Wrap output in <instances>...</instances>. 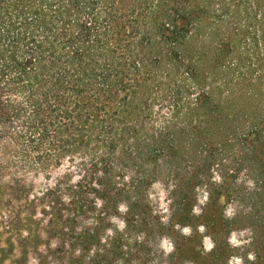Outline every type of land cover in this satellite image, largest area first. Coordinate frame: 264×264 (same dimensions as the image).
Instances as JSON below:
<instances>
[{"label": "trees", "instance_id": "16d2710c", "mask_svg": "<svg viewBox=\"0 0 264 264\" xmlns=\"http://www.w3.org/2000/svg\"><path fill=\"white\" fill-rule=\"evenodd\" d=\"M263 66L264 0H0V191L21 210L42 203L47 217L41 225L9 211L0 264L29 255L36 264H129L128 230L99 244L98 212L118 216L124 206L126 227L151 215L148 190L161 178L183 204L172 223L193 221L201 164L183 185L167 168L195 146L205 167L204 141L219 132L241 135L239 168L251 159L264 168V78L252 74ZM182 135L192 136L187 146ZM65 162L54 187L29 199L25 176ZM219 188L209 196L216 212L228 189ZM88 216L95 223L82 230ZM149 224L162 230L157 216ZM39 228L54 249L39 250ZM258 252L254 264H264V246Z\"/></svg>", "mask_w": 264, "mask_h": 264}, {"label": "rangeland", "instance_id": "374dc122", "mask_svg": "<svg viewBox=\"0 0 264 264\" xmlns=\"http://www.w3.org/2000/svg\"><path fill=\"white\" fill-rule=\"evenodd\" d=\"M253 63H256L255 60ZM253 69L256 70L252 72L253 77L263 74L264 78V66L261 72L256 68ZM260 83L264 87V79ZM182 126L184 125L178 127L182 128ZM227 132L224 135L219 132L218 136H223L219 141L218 136H211L204 141L212 147L206 148L208 157L206 156L205 167H201L204 164L205 155L198 146H195L190 154H187L185 150L179 152L175 156L173 166L169 165L167 168V175L168 173L175 175L178 183L184 184L186 182L184 178L196 172L195 167L201 164L198 170L202 175V183L196 186V201L192 209L193 221L183 220L179 224L172 223L171 215L177 209H182L183 204L180 199L173 200L171 197L170 192L175 182L167 179L163 181L160 178V181L151 185L147 198L152 211L151 215L157 216L162 230L158 232V228L152 229L149 224L152 216L149 214L140 218L135 216L128 218V227H126L123 222L126 208L121 206L118 216L98 212L99 244L105 245L116 233L122 234L128 230L126 236L131 247L127 258L129 264H168L170 255L174 252L177 264H214V255L209 257L214 251L218 259L217 264H254L255 255L259 254V249L264 246V173H260L264 168H261L260 161H255V159L244 160L239 168L236 157L242 149L236 143L235 137L241 135L230 130ZM191 138L190 135H182L181 145L187 146ZM223 139L228 140L224 141L225 143L220 142ZM70 167L71 165L65 162L62 167L51 170L49 173L27 174L25 183L29 187L31 195L29 199L40 197L46 190L53 188L55 180L66 173ZM238 169L240 170L237 173ZM74 176L73 181H76L78 177ZM1 182L6 183L7 178ZM223 184H226L228 189L225 191L222 189L225 196L219 199V210L216 212V201L209 209V196H215ZM208 186L211 188L209 189ZM0 195V222L10 215L9 211L12 212L11 214H16L18 211V220L33 213L32 220L45 225L47 217L42 214V203L38 204L33 212H28L25 209L21 210V203L12 202L7 205V192L0 191ZM96 208L97 211L100 209L99 203ZM216 214L219 226L215 228ZM94 223L95 220L92 217H85L81 221L80 228L85 230L92 227ZM5 238L6 234H3L0 240ZM56 246V240L52 239L47 231L39 228V250L44 253L48 248L54 249ZM94 249L92 248L87 254L88 257L93 255ZM190 249L194 250L192 254L190 253L191 255L188 253ZM195 253H199L202 257L207 256V262L201 258L193 261ZM15 255L16 258L19 257L18 249ZM2 264H12V262L5 260ZM27 264H36L34 256L27 257Z\"/></svg>", "mask_w": 264, "mask_h": 264}]
</instances>
